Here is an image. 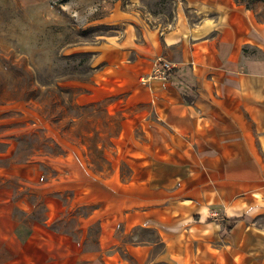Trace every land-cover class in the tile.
Returning a JSON list of instances; mask_svg holds the SVG:
<instances>
[{"label":"crops","instance_id":"0c3cea01","mask_svg":"<svg viewBox=\"0 0 264 264\" xmlns=\"http://www.w3.org/2000/svg\"><path fill=\"white\" fill-rule=\"evenodd\" d=\"M138 1L116 0L85 50L87 102L121 109L130 165L83 187L76 225L96 214L100 264H264V20L235 0H173V20L153 24Z\"/></svg>","mask_w":264,"mask_h":264},{"label":"rangeland","instance_id":"374dc122","mask_svg":"<svg viewBox=\"0 0 264 264\" xmlns=\"http://www.w3.org/2000/svg\"><path fill=\"white\" fill-rule=\"evenodd\" d=\"M115 1L22 5L0 0V166L11 169L0 168V229L6 237L0 242V264H100L90 253L96 249L97 228L93 224L86 232L96 214L78 219L81 228L72 214L93 199L82 191L90 180L129 173L121 109L113 113L104 100L87 102L94 88L92 56L85 50L111 30L95 20L108 14ZM235 1L264 20V0ZM122 3L134 8L129 0ZM135 8L153 24L173 20V0H139ZM33 146L25 165L10 164L15 148L23 160ZM54 150L60 154L50 155ZM215 210L211 217L222 218Z\"/></svg>","mask_w":264,"mask_h":264},{"label":"trees","instance_id":"16d2710c","mask_svg":"<svg viewBox=\"0 0 264 264\" xmlns=\"http://www.w3.org/2000/svg\"><path fill=\"white\" fill-rule=\"evenodd\" d=\"M248 9V8H247ZM85 62H87V58H84V60L82 61V64L83 63H85ZM14 140V139H13ZM18 140V139H17ZM58 147V146H57ZM21 149L20 148H15V150L10 154V156L8 157V161H10V164L12 163V164H16V163H26V162H28L29 161V158L31 157V156H33V152L35 151V147L33 146V147H31L30 148V153H28V155H26L25 156V158H23V160H18V155L20 154V151ZM18 154V155H17ZM60 154V151H55L54 150V152H52L50 155H53V156H58ZM17 156V157H16ZM9 164V165H10ZM0 167H7V165L6 166H4V165H1Z\"/></svg>","mask_w":264,"mask_h":264},{"label":"built area","instance_id":"2783aa9c","mask_svg":"<svg viewBox=\"0 0 264 264\" xmlns=\"http://www.w3.org/2000/svg\"><path fill=\"white\" fill-rule=\"evenodd\" d=\"M171 69L172 67L170 66V64L166 62H160V65L153 70L152 74L165 77V74L168 73Z\"/></svg>","mask_w":264,"mask_h":264}]
</instances>
